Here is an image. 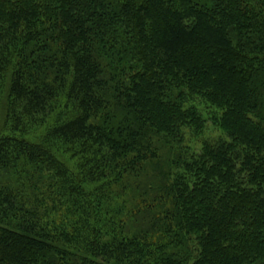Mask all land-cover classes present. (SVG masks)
I'll return each instance as SVG.
<instances>
[{"label": "trees", "instance_id": "1", "mask_svg": "<svg viewBox=\"0 0 264 264\" xmlns=\"http://www.w3.org/2000/svg\"><path fill=\"white\" fill-rule=\"evenodd\" d=\"M0 130V264H264V0H0Z\"/></svg>", "mask_w": 264, "mask_h": 264}, {"label": "rangeland", "instance_id": "2", "mask_svg": "<svg viewBox=\"0 0 264 264\" xmlns=\"http://www.w3.org/2000/svg\"><path fill=\"white\" fill-rule=\"evenodd\" d=\"M196 100L193 104L199 109L200 113L204 119V127L202 128L201 132L197 135L191 133V131L186 130L184 133V143L188 146V148L192 151H198L201 148V144L203 141H215L220 138H225L224 134L220 131L217 125L214 124L213 116L218 115L217 111L211 109L206 104H204L200 99L195 98ZM47 128L44 127H36L27 132L25 137L30 141H41L44 133L46 132ZM2 133L6 131L0 130ZM60 159L65 160L66 155L63 154Z\"/></svg>", "mask_w": 264, "mask_h": 264}]
</instances>
